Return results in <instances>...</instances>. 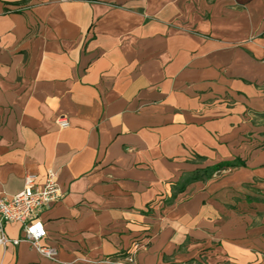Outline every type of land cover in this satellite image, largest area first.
<instances>
[{"label": "crops", "instance_id": "0c3cea01", "mask_svg": "<svg viewBox=\"0 0 264 264\" xmlns=\"http://www.w3.org/2000/svg\"><path fill=\"white\" fill-rule=\"evenodd\" d=\"M48 168L0 264H264V0H0V193Z\"/></svg>", "mask_w": 264, "mask_h": 264}, {"label": "built area", "instance_id": "2783aa9c", "mask_svg": "<svg viewBox=\"0 0 264 264\" xmlns=\"http://www.w3.org/2000/svg\"><path fill=\"white\" fill-rule=\"evenodd\" d=\"M60 128L69 126L66 117L56 120ZM65 192L56 181V172L48 168L45 171L42 183L37 182V176L26 172L23 178V188L16 194L6 196L0 193V246L8 242L18 244L20 241L28 242L33 248L48 258H52L55 250L42 243L46 236L42 211L54 202L63 199ZM11 222L21 224V234L18 238L9 239L5 233V225ZM144 247L138 241H133L125 250L124 257L127 264L135 263V254Z\"/></svg>", "mask_w": 264, "mask_h": 264}, {"label": "trees", "instance_id": "16d2710c", "mask_svg": "<svg viewBox=\"0 0 264 264\" xmlns=\"http://www.w3.org/2000/svg\"><path fill=\"white\" fill-rule=\"evenodd\" d=\"M238 164L237 162H234V161H230V162H222V163H219V164H216L212 167H209V168H205L204 170L200 171V170H195L189 174H185L183 177H181V179L179 180V182L177 183V191L180 192L182 190L185 189L186 185L188 183H190L191 181H194V180H197V179H201L203 178L202 175H204L206 173V171L208 170L209 171V175L212 174V173H215L216 171L218 170H221L223 169L224 167L226 166H233V165H236ZM240 165H243V162H240L239 163Z\"/></svg>", "mask_w": 264, "mask_h": 264}]
</instances>
